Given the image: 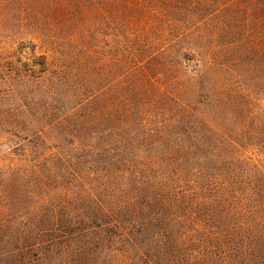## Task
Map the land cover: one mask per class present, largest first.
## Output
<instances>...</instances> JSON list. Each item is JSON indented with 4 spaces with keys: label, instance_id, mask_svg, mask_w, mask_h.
<instances>
[{
    "label": "rangeland",
    "instance_id": "374dc122",
    "mask_svg": "<svg viewBox=\"0 0 264 264\" xmlns=\"http://www.w3.org/2000/svg\"><path fill=\"white\" fill-rule=\"evenodd\" d=\"M181 107L234 142L264 114V0H0V264H174L186 225L106 212Z\"/></svg>",
    "mask_w": 264,
    "mask_h": 264
},
{
    "label": "trees",
    "instance_id": "16d2710c",
    "mask_svg": "<svg viewBox=\"0 0 264 264\" xmlns=\"http://www.w3.org/2000/svg\"><path fill=\"white\" fill-rule=\"evenodd\" d=\"M232 98L217 99L233 104L238 97ZM195 117L181 107L177 131L161 135L172 143L160 159L163 171L149 182L138 174L135 195L108 208L106 216L133 219L143 212L144 223L158 226V234L166 228L175 236L186 225L191 231L184 237H165L186 244L174 264H264V114L249 126L237 124L236 142L200 117L191 121ZM199 134L205 139L200 141Z\"/></svg>",
    "mask_w": 264,
    "mask_h": 264
}]
</instances>
